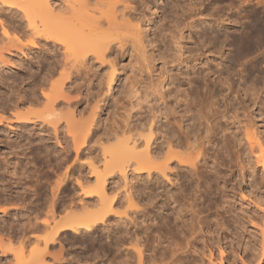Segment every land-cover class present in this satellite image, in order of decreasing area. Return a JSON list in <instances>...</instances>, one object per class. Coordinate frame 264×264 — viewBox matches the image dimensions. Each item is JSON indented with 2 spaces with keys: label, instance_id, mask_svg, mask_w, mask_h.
<instances>
[{
  "label": "rangeland",
  "instance_id": "374dc122",
  "mask_svg": "<svg viewBox=\"0 0 264 264\" xmlns=\"http://www.w3.org/2000/svg\"><path fill=\"white\" fill-rule=\"evenodd\" d=\"M14 1L0 0V114L8 119H0V178L9 188L3 193L0 187V199L13 197L14 203L0 200V206L10 208L8 214L0 213V235L20 234L21 224L25 222L28 226V217L35 221L36 213L43 212L38 219L41 221L55 199L60 206L65 200L68 203L71 196L79 202L81 191L76 177L93 175L89 165L92 160L103 168L101 142L106 143V137L114 131L132 126L138 133H146L145 127L153 123L152 149L162 154L168 139L184 142L188 131L190 135L203 137L206 126L205 122L199 126V121H204V117L202 120L198 117L208 114L215 96L214 108L221 110L231 103L237 111L232 109L229 115H239L236 119L228 115V125L226 118L218 117L226 130L212 136V143H205L207 154L200 159L196 172L175 159L166 171L167 177L156 172L151 176L139 174L132 165L127 169L126 181L116 173L109 178L108 187L119 193L115 200L119 211H129L139 226L150 225L153 245L157 244L154 237L165 242L161 247L166 255L163 264L183 261L184 264H264L261 249L264 170L255 163L254 170L248 167L252 160L254 166V158L250 159L243 128L249 121L255 122L262 130L261 137L264 136V0H135L131 12L127 10L131 13L128 16L140 22L142 31H136V37L130 34L132 26L115 25L117 29L109 30L110 34L120 30L118 34L115 32L116 39L103 58L97 57L98 52L96 55L92 49L83 55L66 54L63 44L44 36H37L36 45L31 43L36 36L32 35L19 6L12 4ZM52 1L57 7L64 6V0ZM254 27L257 32L253 44L241 49L236 38L244 29ZM4 28L13 39L3 37ZM16 34L22 39L16 41ZM75 56L80 61L77 64L72 61ZM220 75L228 79L232 94L219 80ZM51 82H64L67 93L57 101L66 117L70 110L78 114L79 124L75 128L78 141L66 129L65 117L58 137L46 123H25L23 128H14L16 121L12 114L16 102L22 112L41 110L42 105H30V100L34 94L44 99L43 92L51 93ZM253 87L255 94L246 93V88ZM89 124L91 131L85 140H80ZM18 136H21L20 146L15 148L18 154L10 155L12 164L4 169L2 157L9 153L5 143ZM234 136L243 138L245 145L237 146ZM241 147L244 164L249 169L246 172L238 158ZM46 149L49 154L45 153ZM11 165L18 167L19 177L10 176ZM66 172L69 195L62 190L63 183L61 188L57 185ZM128 194H132L139 206L127 201ZM60 208L57 207L58 213L63 216L67 210ZM186 211H189L187 224L179 221L176 225L178 212ZM195 218L202 227L194 223ZM116 221L112 215L109 223L114 226L100 227L92 233L69 230L50 251L62 249L63 257L79 258L78 264H120L117 261L121 257L115 260L113 249L112 231ZM191 226L195 230L193 235H190ZM129 227L132 231L137 226L133 221ZM16 234L12 246L17 248L22 238ZM44 234L46 231H28L31 243L25 244L26 249L33 247L35 238ZM184 236L197 249L179 254L183 261L171 259L165 248L167 241L182 242ZM5 249L4 254L0 251V264H9L6 259L15 264L12 253ZM47 259L53 262L50 257Z\"/></svg>",
  "mask_w": 264,
  "mask_h": 264
},
{
  "label": "bare ground",
  "instance_id": "6f19581e",
  "mask_svg": "<svg viewBox=\"0 0 264 264\" xmlns=\"http://www.w3.org/2000/svg\"><path fill=\"white\" fill-rule=\"evenodd\" d=\"M51 1L52 0H15L14 2H16L17 4L14 2L12 3L15 4L16 7L19 6V11L21 10L24 18H27V25L29 24L32 35L36 36V39L34 40V38H32L31 42L35 45L37 44V36H39L40 38H42L41 36H44L47 39L50 38L63 44L65 47L64 49L67 51H65L66 54L68 53L69 55H78L80 53L83 55L89 52V49H92V51L94 50L96 52V55L98 52L99 56L97 57L103 58L106 56L104 53L105 50H107L113 40L116 39L115 37L117 35L115 32H117L118 34V31L120 30L119 29L113 32L115 33V36L112 33V35L114 36L113 37L110 34L111 31H114L112 28L115 29L117 26V28H121L123 27V25L124 27L125 25H129V27L132 26V30L129 27L128 28L129 31H135H130V34L132 33V35L134 36L138 35L136 31L139 33L142 31L140 30L142 29L139 24L140 22L136 21L134 18L129 17L131 16L130 9L131 7H134L132 3L135 0H64L63 2L65 7H57L58 5L53 3L54 5H56L55 7L52 4L53 1ZM6 2H9V0H4L3 3ZM9 3H11V1ZM118 3L122 5V8H120V5H118ZM127 10H130V12ZM198 14L202 15V12L199 11ZM220 18L218 19L217 17L216 19L220 20ZM131 19H133V21ZM119 20L121 22H119ZM134 20L136 21V23H134ZM193 22L194 19L190 22V24H192ZM4 29V32L2 33L4 35L3 37L7 40L13 39L11 38L12 36L9 31L6 30V28ZM256 32V27L251 28L250 30L244 29V31H242L241 34L236 38V42L237 44H239V47L241 49H245L247 44H253ZM3 37L2 39H4ZM21 39L22 37L16 34L15 40L19 41ZM136 41L138 40L136 39ZM220 51L222 50L220 49L218 51L219 54L221 53ZM72 61L73 63L75 62L77 64L79 60L75 56ZM219 78L222 84L227 85V89L230 90L229 94H232L233 88L228 82V79H224L223 77H221V75L219 76ZM65 89L66 88L64 87V82H51V93L43 92L42 95L44 99L34 94L30 100V105H42L41 110H26L22 112L19 108V103L16 102V104L14 105L16 107V110L12 114L16 121V126L14 128H23L22 125H24L25 123L35 124L37 122H41L46 123L50 127H52L54 129L55 135L57 136L59 135L57 134L59 128L64 122L66 125V129L69 133H71L73 140L76 141L77 138L75 136V128L79 124L77 121L78 114H75L74 110H70L68 112V116L66 117V115L62 113L60 102L57 101L59 96L67 93ZM242 89L243 88H241V91ZM246 89H249L248 91H250L248 92L246 90V93L255 94L254 92L256 90L254 89V87L253 89ZM214 97L215 96H213V100L210 101L209 109L207 111L208 114L198 117L199 120H202V118L204 117V121H199V126H202L205 122V135L203 137H199L197 134L190 135V131H188L186 133V140L184 142L174 143L172 140L168 139L166 142L167 149L164 154L155 150L153 151L152 149V140L155 139V124L153 123H150L145 127L146 133H138V131L132 126H128V128L117 130L111 133L108 137H106V143L101 142L103 151V168L101 169L99 163L92 160L90 161L89 165L93 175L84 176L80 174L79 177H76V180L79 184V189L81 191V194H79L80 196L78 197V199H80L79 202H75L74 197L71 196L68 203L65 200L60 206V204L56 203L55 197L57 195L54 191L53 197L55 200L52 199L53 201H51L49 205V210L44 213L45 217L41 221L38 220L43 212L36 213V215L34 216L35 221H32L31 218L28 217L27 223L29 228L28 226H25L24 222L21 224L22 228L19 231L20 234L17 235L15 233L18 238H22L19 242L21 243L19 244V247L17 246L16 248L15 245L14 248L12 246V241L15 234L14 236L13 234L9 236L7 234L6 236L0 235V251L4 254L6 253L5 248H8L9 250L7 249V251L12 253V259H14V262L16 261L15 264H78L77 262L80 261L79 258L75 259L73 257L71 260H69L63 257L62 249L58 252H51L50 249L55 248L58 242L61 243V240L66 237L69 230L73 231L74 233H92L94 230H97L100 227L106 228L114 226V224L109 223V220L110 216L115 215L117 220L115 223L116 227L112 231V238L114 240L113 249L115 251L114 259L116 260L120 256L121 258H119L117 261L120 264H163V262H165L166 260V255H164L165 252L161 250V247L165 242L154 237L153 242H156L157 244L153 245L150 242L151 232L148 231L150 229V225L139 226L135 219L130 216L129 211L125 210L121 212L117 209L119 207L116 206L115 200L119 197V193L116 189L108 187V180L114 174L119 173L126 181L127 169L132 165H135V169L139 174L144 172L147 173L148 176H151L154 172H156L161 173L164 177H167L168 173L166 171L170 168V163L171 161H173V159L177 160L178 163L187 166L190 171L196 172L199 167L198 164L200 162V159L207 154L205 143H212V136L218 135L219 133L226 130V128L222 126L220 120H217L218 117L226 118V123L228 125V117L232 116L233 114L232 113L231 115H229L231 113V110L233 109V105H231V103L226 104V107L221 110L216 107L214 108V105L216 106L217 102ZM224 99L226 100L225 102H227V96L225 98L224 95ZM252 102H256V100L252 99ZM22 104H25V102ZM233 110L237 111L236 109ZM238 115L236 113L234 114V116L236 117L232 116V118L234 117L236 119ZM63 118L64 121L62 120ZM0 119L8 120L7 117H4V115L2 114H0ZM9 123L14 125L12 121ZM91 125L92 124H89L85 127V134L80 137V140L86 139V137L88 136V132L91 131ZM255 125V122L253 123L249 121V123L243 126L244 138L247 141L246 146L251 155L250 159L254 158L253 164H260L262 166V170H264V136H262V139V130H259V127ZM180 127L182 126L180 125ZM193 136L194 139L192 140ZM19 138H21V136H18L16 140L9 139L5 143L7 147L6 152L9 153L8 155L5 154L2 157V160H4V164L6 165L4 169H8V165L12 164L10 161V155L18 154L15 148H18L20 146ZM139 139H141L142 142H139ZM233 139L235 140L236 145H245L243 138L237 139L234 136ZM28 142H31V140H29ZM226 143L227 142L225 141V144L222 147L223 149L226 147ZM241 149L242 147L238 149V158L241 162L243 172H246L249 169H247V164H244L245 158H242ZM46 150L45 153L49 154V150H47V152ZM38 153L41 154V150L38 151ZM252 161L248 162V167L254 170L255 164L253 166L251 163ZM11 166L13 167V169L10 172L8 170L10 176L13 177L14 175H16L17 177H19L18 167L16 165ZM66 174L67 172L59 178L57 185L61 188V184L63 183L62 190L66 192L67 195H69V193H67L69 178L66 179ZM0 181L1 191H3L4 193L6 188L7 190L9 189L8 183L4 182V180L1 178ZM3 198L6 202L12 203L13 201V197L7 196L6 198ZM18 199L19 198H17V200ZM0 200H2V198ZM127 201L132 205L139 204L138 202H135L132 194L127 195ZM57 207H61V211L67 210L66 213L63 216H60ZM9 211L10 208L8 206H0V213L6 215ZM181 212H178L179 217H177L176 219V225H178L179 221H181L184 225L187 224L185 218L189 214V211H186V213L182 214ZM133 214L138 215V213L136 212H133ZM23 218L24 217L22 216V218L20 219ZM133 221L137 227L135 230L131 231L129 224H131ZM195 222L199 225V227H202L198 219L196 221L195 218L194 223ZM191 227L192 228L190 229V235H193L195 230L193 226ZM262 228L261 230L263 234H261L264 236V228ZM30 230L46 231V234L41 237H36L34 246L30 249H26L25 244L30 245L31 243L30 238L27 236V232ZM2 236L7 237V240H5V238H3ZM109 236L111 237V233L109 234ZM98 239L101 240L100 238ZM184 239L185 240H183L182 242L167 241V245L165 246V248H167L170 252L171 259L176 258L177 260H179L181 259L179 258L180 256H178L179 254L188 251H195L197 249L195 248V244L192 242V240L189 239V237L187 238L186 236H184ZM4 241H6V243ZM126 243L128 244L126 245ZM103 245L104 244L102 242V246ZM261 245L262 254H264V240ZM49 257L52 259V263L48 262L47 258ZM10 260L11 259H6L9 264H11ZM183 262L181 264H184Z\"/></svg>",
  "mask_w": 264,
  "mask_h": 264
}]
</instances>
